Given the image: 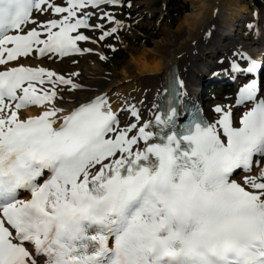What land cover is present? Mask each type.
I'll use <instances>...</instances> for the list:
<instances>
[{
    "label": "snow or ice",
    "instance_id": "1",
    "mask_svg": "<svg viewBox=\"0 0 264 264\" xmlns=\"http://www.w3.org/2000/svg\"><path fill=\"white\" fill-rule=\"evenodd\" d=\"M126 4L0 0V264H264V60L223 51L210 111L175 71L145 106L22 62L114 58ZM242 34L264 42V13Z\"/></svg>",
    "mask_w": 264,
    "mask_h": 264
},
{
    "label": "bare ground",
    "instance_id": "2",
    "mask_svg": "<svg viewBox=\"0 0 264 264\" xmlns=\"http://www.w3.org/2000/svg\"><path fill=\"white\" fill-rule=\"evenodd\" d=\"M151 1L148 0V2ZM215 3L214 14L209 17L207 24L200 31L191 37L183 33L173 34L172 44L164 49V55L166 57L165 66L155 75L139 77L133 80L125 79L121 76L119 79L113 80L103 75L97 61L98 59L93 55H86L91 61L85 65L84 70L81 68L82 65L76 67L66 66V60H64L63 64L36 59L23 60L22 62L32 65L48 66L64 71H78L80 75L77 77V80L84 84V89L74 94L78 100H84L95 94L108 93L113 98L117 94H120L145 100V106H148L156 98L157 92L161 89L167 75L170 74V70L172 71L175 65L178 67L179 73L187 81L188 92L195 95L198 89L200 90L203 80L208 75L209 68L211 67L212 69L215 67L216 58L231 45L237 43L242 44L253 55L258 58H264V42L254 40L252 37L247 39L242 34L244 31L241 23L250 17L247 3H241V0H215ZM219 15L221 19H219ZM170 28L172 27L165 25L162 27L161 33ZM207 31H213L214 33L210 39L205 38ZM157 39L152 42V45L156 43ZM93 48L99 50V48ZM198 93L201 94V91ZM200 99L204 101L203 97H200ZM221 101L224 100H217L216 102ZM216 102H207V110Z\"/></svg>",
    "mask_w": 264,
    "mask_h": 264
},
{
    "label": "rangeland",
    "instance_id": "3",
    "mask_svg": "<svg viewBox=\"0 0 264 264\" xmlns=\"http://www.w3.org/2000/svg\"><path fill=\"white\" fill-rule=\"evenodd\" d=\"M129 2L132 5L131 7H128L126 4L124 7H118L114 10L119 19L125 20L126 23L134 24L132 30L127 34L121 32V36L123 37L122 42L120 43L122 53L119 54V52H117L113 60L109 58L106 61H101L97 58V61L100 65V70L102 71L103 75L110 77V79L112 78L113 80H117L122 76L120 70L127 63V52L129 50L146 46L147 42H149V46H151L152 42L160 36L162 27L165 25L173 27L175 25L172 24L168 19L170 17L168 9L169 0H152L151 2H148V0H129ZM181 2L182 4H187V11H189V0H181ZM247 2H249L248 11L250 12V16L255 8L259 12L264 13V0H253L252 3L250 0H241V3ZM129 17H131V19H128ZM219 19H221V17ZM96 35L98 36L99 33L97 32ZM250 37L251 36H246L247 39ZM144 39L147 40L146 43H143ZM109 42H111V40L106 41L105 44ZM94 46L96 48H100V45ZM93 56L96 57L95 55ZM73 59H76L78 62L73 64L71 60H66L65 65L69 67L82 65L81 68L84 70L85 65L89 64L91 61L89 58H87V56L74 57ZM209 69H211V67ZM210 77L211 76L208 73L207 79ZM204 82L206 83L204 84ZM202 83V95L205 101L208 103L215 102V100L218 99L224 100L226 97L232 95L230 87L224 85L222 82L213 81L211 79L207 81L205 79ZM215 88H217L216 93H212L210 96H208L207 92Z\"/></svg>",
    "mask_w": 264,
    "mask_h": 264
},
{
    "label": "clouds",
    "instance_id": "4",
    "mask_svg": "<svg viewBox=\"0 0 264 264\" xmlns=\"http://www.w3.org/2000/svg\"><path fill=\"white\" fill-rule=\"evenodd\" d=\"M215 0H189V11L176 20L175 25L160 34L151 47L142 46L127 52V63L120 70L125 79L155 75L166 62L164 49L173 42V34H185L191 37L200 31L215 12Z\"/></svg>",
    "mask_w": 264,
    "mask_h": 264
},
{
    "label": "trees",
    "instance_id": "5",
    "mask_svg": "<svg viewBox=\"0 0 264 264\" xmlns=\"http://www.w3.org/2000/svg\"><path fill=\"white\" fill-rule=\"evenodd\" d=\"M168 9H169V14H170L169 15L170 17L168 19L172 24H175L176 19L178 17H180L184 12L187 11V4H182L181 0H169V8ZM146 42H147V40L144 39L143 43H146ZM147 46H149V42H147ZM118 47L121 48L119 45H118ZM118 52L120 54V53H122V50H120ZM106 54L109 56V58L111 60H113L112 54L110 52H107ZM213 92H214V90L211 91L210 94Z\"/></svg>",
    "mask_w": 264,
    "mask_h": 264
}]
</instances>
